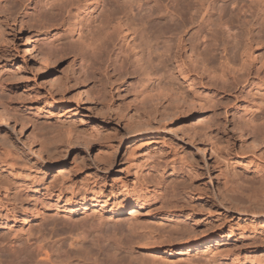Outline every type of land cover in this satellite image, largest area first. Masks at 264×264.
<instances>
[{
    "label": "rangeland",
    "instance_id": "obj_1",
    "mask_svg": "<svg viewBox=\"0 0 264 264\" xmlns=\"http://www.w3.org/2000/svg\"><path fill=\"white\" fill-rule=\"evenodd\" d=\"M85 1L0 0V109L14 130L0 138L18 149L0 142V264L39 243L53 247L44 264H264V213L219 196L264 205V0H113L110 25L107 0L80 14ZM115 194L144 203L134 216L158 231L175 235L173 213L233 239L207 254L177 233L148 250L130 207L109 214Z\"/></svg>",
    "mask_w": 264,
    "mask_h": 264
},
{
    "label": "bare ground",
    "instance_id": "obj_2",
    "mask_svg": "<svg viewBox=\"0 0 264 264\" xmlns=\"http://www.w3.org/2000/svg\"><path fill=\"white\" fill-rule=\"evenodd\" d=\"M4 2H7L8 0H3ZM108 3L109 8L112 7V9H110L111 13H110V18L111 20L108 22V25H110V23L112 22V19L114 18V15H116V12H114V6H115V1L113 0H107L106 4ZM89 6L87 5V0L85 1V3L83 4V6H81L78 11L80 12V14L87 12ZM90 11V10H89ZM117 22H118V28L121 29L122 25L120 23V18H117ZM76 21H73V26L71 27V31L74 32L75 27H76ZM107 25V26H108ZM71 32V33H72ZM125 32V31H124ZM123 33V32H122ZM29 55L28 49H25V57ZM25 58H23V63H26V61L24 60ZM187 101L189 104H192L194 100H185ZM53 105V103L51 104ZM50 104H48L47 107H51ZM3 108V107H2ZM74 109V108H73ZM72 110L71 108H69V111ZM71 112V111H70ZM8 115L6 112V109H0V128L3 131H6V129H9L11 132H13V128L12 126L9 124L8 122ZM22 125V124H21ZM24 126V125H23ZM22 132V130H21ZM20 131H18V134L20 135L21 133ZM2 136V135H1ZM0 136V137H1ZM3 138V137H1ZM0 138V142L9 147L11 149H14L15 151H18L17 148H15L11 142L9 143L6 140H3ZM26 142L29 146V150L36 148V144L34 141V138L31 137V135H26L25 137ZM195 143V141H194ZM52 151H54V148L51 149ZM38 151V150H37ZM30 152V151H29ZM198 153L203 154L202 150L198 149L197 150ZM36 156H40L38 152H36ZM190 160H193L192 157H189ZM81 163L82 160H80ZM118 194H115V201L112 202L110 204V208L108 209L109 214H113L115 215V217H118L119 215H122L124 213V211L128 208V211H132L129 212L128 214V222L132 224L133 226V231H135L137 237H138V241L141 242L144 247L148 248V250H150L153 247V251L159 247L160 242L159 241H163V240H167V238H169V236L171 237L172 235H175L177 233H179V235L177 234V242L179 247H191L193 248L194 251L197 252H203V253H207V254H213V252L215 251H220V248L222 247L221 245H224V242H230L233 239V232H232V228L231 226L228 227V232L227 234H224V232L222 230H220L219 235H213L210 234V232H201L200 234H197V230H195V228L193 227L196 224H193L194 222H191V224L189 223V225H178L179 219L176 217V214L174 215L173 213H170L169 216H167V222H168V227L172 230L171 233L172 234H166L163 230L162 231H158L157 229H155L154 226L150 225V223H145L142 221H139L137 219L136 214L134 213H138V211H142L144 210L145 206L144 203H142L139 199L136 200H132L131 199H127L124 201H120L119 198L117 197ZM127 196V195H126ZM219 196L221 198V206L225 208V205H223V203H225L226 205L229 206H233V207H237V206H241L243 208V211L245 210L246 212H249L252 217L253 216H257L256 214H260L263 215L264 213V205L261 203V201H250L249 203L247 202L245 205V202H243L242 200L238 199V198H233L232 196H227L226 194H223L222 192H219ZM39 199L40 198H34L31 197L29 199L28 202V206L26 211L24 212V214L21 216V218L19 219V224L21 227V230H23L24 228H27L31 222L33 221L34 217L37 215L38 213V203H39ZM41 200V199H40ZM114 200V199H113ZM117 200V201H116ZM93 201V200H92ZM41 203V201H40ZM43 203H45L43 201ZM42 203V204H43ZM96 205L99 206V208H103L106 206V202H100V203H96ZM89 206V202H84L83 204H81V210L83 212L86 211L87 207ZM97 207V206H96ZM170 208L172 209V211L177 210L176 207L172 206V207H168L165 208V210L162 213H167L170 210ZM106 210V209H105ZM65 211L69 214H74L75 212H77V207L74 204H71L68 208L66 207ZM161 216V214H160ZM150 222V221H149ZM196 223V222H195ZM167 225V224H166ZM220 225H224L223 223H221ZM167 227V226H166ZM165 228V227H164ZM243 229V228H242ZM169 230V229H167ZM166 230V231H167ZM181 231V232H179ZM73 232V231H70ZM69 232V234L71 235V233ZM173 236V237H174ZM70 237V236H69ZM172 239V238H171ZM50 244V243H49ZM225 246V245H224ZM53 247H51V245L48 244H37L36 247L33 249L32 252H30L28 255L26 254L25 256L21 257L16 253H10L8 252L7 255L5 257V263L6 264H21L22 262H24L26 259H33V261H35V264H44L45 262L49 261L51 259L53 252ZM182 252V249H181ZM214 252V253H215ZM217 253V252H216ZM37 259L39 261H37ZM235 260H233L232 263H234ZM236 262V261H235Z\"/></svg>",
    "mask_w": 264,
    "mask_h": 264
}]
</instances>
